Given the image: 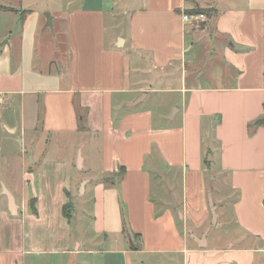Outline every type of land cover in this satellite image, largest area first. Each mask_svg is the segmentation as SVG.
<instances>
[{"label":"crops","instance_id":"0c3cea01","mask_svg":"<svg viewBox=\"0 0 264 264\" xmlns=\"http://www.w3.org/2000/svg\"><path fill=\"white\" fill-rule=\"evenodd\" d=\"M79 1L67 12L72 33L79 40L92 20L95 43L83 45L78 66L84 59V69L73 72L53 67L55 58L46 56L57 48L43 41L44 9L31 0H0L1 7L13 10H0V264H49L52 257L57 264L264 261V125L251 133L248 128L264 119V0H118L127 19L124 35L100 56L95 54L103 37L101 18L115 11V0ZM198 10L212 13L198 28L182 20ZM65 15H51L53 28ZM39 45L44 56L37 57ZM98 64L105 67L101 80L93 74ZM130 67L135 83L128 81ZM152 74L156 86L144 83L143 75ZM124 94L133 98L123 100V115L115 123L112 98ZM142 94V102L153 94L172 99L165 101L163 115L154 116L138 109L142 102L127 106ZM80 133L101 140L99 156L91 146L100 163L94 181L72 179L76 157L77 171L85 169L78 146L67 156L57 155L65 147L59 138ZM204 140L214 145L207 164L215 160L217 172L211 177L216 172L228 178V195L215 201L204 178ZM147 161L150 168L162 166L180 177L178 187L167 181L158 204L149 201ZM118 168L119 182L104 185L102 179ZM81 183V194L92 195L91 239L73 235L71 215L68 222L62 213L64 205L72 208ZM3 187L13 198L15 215ZM209 194L218 227L233 223L239 235L228 244L210 245L212 228L206 247L199 249L196 240L210 226ZM31 199L36 215L29 210ZM226 202L230 220L221 212ZM157 208L163 213L153 219Z\"/></svg>","mask_w":264,"mask_h":264},{"label":"rangeland","instance_id":"374dc122","mask_svg":"<svg viewBox=\"0 0 264 264\" xmlns=\"http://www.w3.org/2000/svg\"><path fill=\"white\" fill-rule=\"evenodd\" d=\"M99 4H102V0H98ZM108 1V0H103ZM33 5H37V7H41L42 10L44 9V13H50L53 16H58L59 14H66L64 20H62L60 23H58V20L55 21L54 23V28L53 32L49 31L48 29L44 32L43 35V41L44 42H49L52 44L55 49L53 50L49 48L46 51V56L55 58V62L57 63L53 67H60L64 69H68V67H71V70L73 72H80L83 71L84 69V59H83V64L78 66V63L80 62V58L82 59L81 55V48L83 47L86 42H90L91 47H93V44L95 43V40H92V37L94 35L93 33V21L89 20L85 24L83 31L79 34V40L74 37V34L72 33V22L73 18L67 15V12L72 13L74 12L77 7L80 5L79 0H31ZM86 4V7L88 8H94L93 2H84ZM115 11L112 14H106L101 18V22L103 24V37L101 40H98L96 43V46H98V50H96L95 56H100L101 51L105 52L110 49V46H112V43L114 42L115 37L123 38L124 32H123V27L124 23L127 22V19L123 17L122 12L120 11L122 9L121 2L118 0H115ZM29 7V6H27ZM206 17V15H205ZM44 18V16H43ZM95 21V19H94ZM1 22V21H0ZM3 23V22H2ZM83 23V22H82ZM5 23L1 24L4 25ZM93 41V42H92ZM37 57L43 55V49L39 45L37 47ZM88 52V50H86ZM93 56V54H92ZM106 56V55H105ZM84 58V56H83ZM105 58V57H103ZM97 63H99V59H95ZM38 62V61H37ZM40 63L39 65H41ZM47 68V67H45ZM102 65H97V70L93 73L95 78L97 80H101L105 74L103 71ZM50 69V67L48 68ZM131 67L129 70V76H128V81L130 83H135L138 81L137 76L135 73L131 72ZM145 79V84L150 85V86H156L157 82L151 81L152 78H154V74L152 75H143ZM133 95H113V105L112 106V113H113V118L114 120H117L119 122L120 117L123 115V108H124V103H123V108L121 107V103L123 100L127 99H132ZM168 98L172 99V96L170 95H150L147 100L142 102L138 109H145V110H150L153 111L154 116H161L164 113V103ZM173 110H171V113ZM39 115L40 118L42 119V110H39ZM78 115L83 117V111L82 109L78 111ZM80 129L83 130L84 124L82 122L79 123ZM116 127V125H115ZM58 140L63 141L64 143H61L65 147L62 148L59 152H57V155L60 156H67L71 154L72 151V146H78L79 147V152L81 154L82 159H85V169L82 171H77V157L74 161L75 168H73L72 171V179H92L94 181L95 175L98 173L96 171V168H99V160L97 161V158L94 157V155L99 156L98 151L101 150V140L100 137H97V140H92V138L89 135H83V134H76L69 136L68 138H59ZM52 140L51 142H53ZM54 143V142H53ZM52 143V144H53ZM204 151L206 152V156L204 157L203 160V170H205L204 173V178L208 180V184L211 185L210 192L212 193V197L215 200L219 198H224L228 195L229 189H228V178L226 176L222 175H216L217 172V166L215 164V160L213 164H207L209 160L208 153L209 149L214 150V145L211 143L210 140H204ZM91 146L95 149V154L91 152ZM52 147V146H51ZM52 149V148H51ZM50 150V147H49ZM92 156L90 158V161L86 159L88 155ZM213 157H215V154H212ZM99 159V158H98ZM148 163V161H147ZM146 163V171L148 173V178L147 181L149 182V201L152 203H157L159 202L158 199V193L160 192L162 195V192H165V186L167 185V181L169 179H172L174 181V184L176 187L179 185V180L180 177L176 173H169L166 172V169H164L162 166H159L158 168H150L152 167L153 163ZM210 163V162H208ZM89 169H91L89 171ZM119 170V168H118ZM216 170V172L213 174L215 177H211L212 173ZM118 173V171H117ZM173 174H175V177H173ZM101 181V180H100ZM82 184V183H81ZM169 185V184H168ZM81 187V185H80ZM80 187L77 190V192H74V198L72 199V208L69 209V214L71 215V232L73 235H78L81 238L85 239H91L94 236L95 233V227L93 222L91 221V214H92V204H91V198L92 195L89 193V190L85 194H80ZM90 188V186H89ZM91 189V188H90ZM18 203H20L18 201ZM207 203H208V196H207ZM224 208H222L221 212L225 211V215L227 216L228 220L231 219V210H230V204L229 203H224L223 204ZM71 210V212H70ZM126 206L123 205V219L124 222L127 223V215H126ZM162 211L159 210L158 208L154 211L153 219H157L162 215ZM223 218V217H222ZM224 220L221 219V222ZM179 229V228H178ZM180 230V229H179ZM239 231L233 226V223L227 222L226 225L218 228H213L211 231V234L208 237L210 245L214 241L222 242L227 244L231 242L229 238H231L232 235L237 237L239 235ZM134 240V236L132 237ZM98 242H93L94 245H96ZM238 244V241L235 242ZM244 246V245H243ZM163 257V256H162ZM97 258V257H96ZM98 259V258H97ZM171 259V258H167ZM57 258L52 257L48 258V263L49 264H57ZM149 261H152L151 263H156L154 261V258L149 259ZM255 264H264V261H260V263H255Z\"/></svg>","mask_w":264,"mask_h":264},{"label":"water","instance_id":"95a60500","mask_svg":"<svg viewBox=\"0 0 264 264\" xmlns=\"http://www.w3.org/2000/svg\"><path fill=\"white\" fill-rule=\"evenodd\" d=\"M43 16H44V20H45L43 29H48L49 31L53 32V22H52L53 18H52V16L48 12L44 13ZM119 42L121 43V40ZM144 98H145V95L142 94L133 103L128 104L127 106L130 108L135 107V106L139 105L144 100ZM80 162H81V158H80V156H78V164H80ZM83 186H84V183L81 184L80 194L83 193ZM2 190H3V194L7 198V201L9 204V211H10L11 215H15L14 201H13L11 194L4 187L2 188ZM208 207H209V212L211 215L210 226L207 228V230L204 232V234L201 236V238L199 240H196L199 249H204L206 247V240H207V236H208L209 231L212 228H216L219 226L218 215L216 213V207L212 201L210 194L208 195ZM193 239H195V238H193Z\"/></svg>","mask_w":264,"mask_h":264},{"label":"trees","instance_id":"16d2710c","mask_svg":"<svg viewBox=\"0 0 264 264\" xmlns=\"http://www.w3.org/2000/svg\"><path fill=\"white\" fill-rule=\"evenodd\" d=\"M0 10L1 11H13L11 8H6V7H1L0 6ZM191 14H203L206 15V18H210L212 16V13L210 10H198L195 12H191ZM115 123L117 122V120H114ZM116 125V124H115ZM264 125V119L261 117L257 120H255L254 122L250 123L248 128H249V132H253L256 128L260 127ZM122 169H119L118 173L114 174V175H110V177H106L102 179V183H104V185L106 184H110V185H114L117 184L119 182V180L122 178ZM70 204H66L63 206V216L65 217V219L69 222L70 221V215H69V209H70ZM29 210L31 212V214L36 215V206H35V200L31 199L29 201Z\"/></svg>","mask_w":264,"mask_h":264},{"label":"built area","instance_id":"2783aa9c","mask_svg":"<svg viewBox=\"0 0 264 264\" xmlns=\"http://www.w3.org/2000/svg\"><path fill=\"white\" fill-rule=\"evenodd\" d=\"M182 20L186 23L194 24V26L198 28L199 25L206 20V17L203 14H183ZM3 102L4 99L0 96V106Z\"/></svg>","mask_w":264,"mask_h":264}]
</instances>
